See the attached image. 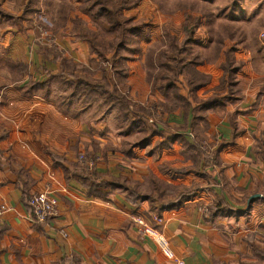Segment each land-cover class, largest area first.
Here are the masks:
<instances>
[{
  "label": "crops",
  "instance_id": "crops-1",
  "mask_svg": "<svg viewBox=\"0 0 264 264\" xmlns=\"http://www.w3.org/2000/svg\"><path fill=\"white\" fill-rule=\"evenodd\" d=\"M244 1L252 4L248 12L257 18L264 36V0ZM12 14L14 18L19 12ZM2 20L0 204L7 210L0 218V264H175V260L183 264H264L263 75L247 78L246 74L244 78L260 81L257 88H263L262 93H240L238 103L227 105L224 115L206 119L207 129L199 137L210 140L213 162L201 168L200 161L196 173L174 179L164 148L150 158L117 144L122 136H115L100 114L92 117L94 113L88 112L92 101L85 102L84 96L57 93L49 89L50 84L41 86V93L22 90L21 80L27 76L32 83L48 81L44 73L38 74L40 66L60 75L56 54L70 63L87 62L86 42L62 35L69 26L57 25L52 31L54 40L48 36L54 59L39 52L34 41V32L42 37V27H31L22 19L17 24ZM242 59V66L253 70L252 59ZM18 64L25 66L27 75L13 80L11 72H17L13 67ZM68 81V77L56 79L58 83ZM237 111L247 113L234 116L238 134L228 143L232 125L227 115ZM79 155L92 165H79ZM88 171L116 186L90 192V181H85ZM150 176L168 184L174 180L200 183V190L171 207L159 206L149 197ZM34 193H46L56 201L57 213L46 222H34L24 202L25 196ZM216 205L221 210L210 214L209 208ZM134 216L164 237L166 250L138 233Z\"/></svg>",
  "mask_w": 264,
  "mask_h": 264
},
{
  "label": "rangeland",
  "instance_id": "rangeland-1",
  "mask_svg": "<svg viewBox=\"0 0 264 264\" xmlns=\"http://www.w3.org/2000/svg\"><path fill=\"white\" fill-rule=\"evenodd\" d=\"M40 1L35 5L38 11L25 15L22 7L27 4V0H20L19 3L17 0H11L8 3L5 0H0V20L11 21V24L20 23L21 19L27 20L31 27H38V29L42 27L48 31L49 38L53 40L56 36L52 31L57 25L69 26L62 31L63 37L69 38H76L75 31H79L74 25L79 24V27L83 25L92 29L95 27L82 11L81 7L85 0ZM128 5L130 8L124 12L125 17L130 18L127 25L128 27H139L138 31H133L132 35L129 34L125 38L120 51L116 54L114 51L107 52L102 58H97L87 45L89 59L86 60V63L78 64V67H87L89 73H75L84 78L83 81L89 82L90 80H100L101 70H107L113 84V87L108 89L115 90L114 96L122 97L123 95L125 97L130 110L129 118L134 119L135 114L141 115L144 117L143 122L146 126L152 127L156 124L161 131L159 135L152 136L145 145H138L143 140V132L134 127L128 133L124 132L125 126L121 120L122 111L119 105L114 103V100L104 101V98L93 100L88 112L94 113L93 118L100 114L114 135L122 136L120 140L116 141L117 144L120 143L122 147L134 148L139 152L138 155L155 158L161 152L160 148H164L163 153L169 154L170 166H172L169 167V175L174 179H182L183 174L190 171L197 172L195 155L198 151L203 155L200 160L202 167L204 162H207V165L209 162H213L214 151L208 138H201L194 142L191 126L186 124V128L182 127L184 123L180 110L168 112L161 107V102L164 101L163 96L153 88L154 79L158 73L156 58L158 51L169 46L173 41L182 43L185 38V28H190L193 31L194 40L188 44L187 49L190 50V54L201 61L196 69L202 74L209 75L210 81L193 93H189L188 86L181 76H178L174 81L179 94L189 100L194 107L212 95L213 88L218 84L222 74L219 66L225 60L222 49L232 47L231 53H229L234 63L239 65L234 77L235 90L237 91L231 98L223 97L224 107L208 110L206 114V119H208L210 115H224L227 105L238 103L242 96L240 93H253L254 91V93H262L263 88H257L260 81L247 82L246 74L247 78L252 74L264 76V36L260 34L257 18H252L248 12V7L252 4L244 0H129ZM14 10L19 14L12 18L10 15ZM36 12H39L40 15H35ZM33 14L36 17H30ZM218 36L224 40L221 51L216 52L214 45ZM34 38L35 43L38 42L39 52L46 53L47 57L53 56L56 59L55 50L50 46L51 43H48V38L35 35V32ZM114 50L117 51V49ZM248 56L254 62L253 70H248L246 64L242 66V60H244L242 58ZM20 67H22L21 71L11 72V79L19 80L22 75L27 73L25 66L20 65ZM40 70L38 74L43 75L44 73L43 76L48 77L49 89L57 90V93H73L74 85L71 86L68 82H56L57 76L50 74L45 66H40ZM58 74H61L62 77L61 70ZM28 78V76L27 80H25L26 77L22 78L21 81H24L22 90L41 93L42 87L37 84L38 82L32 83ZM105 97L108 98L109 95L106 94ZM141 108L145 110L142 111ZM187 117L190 118V112ZM149 151L152 153L148 154ZM186 160L190 162L187 163ZM147 186L150 190L149 183ZM169 187V193H165L162 199L180 201L195 195L200 190V183L183 184L174 180V183H169ZM198 188L199 190H197ZM149 197L152 200H158L152 192ZM173 203L177 204V202ZM158 204L160 206L161 201H158Z\"/></svg>",
  "mask_w": 264,
  "mask_h": 264
},
{
  "label": "trees",
  "instance_id": "trees-1",
  "mask_svg": "<svg viewBox=\"0 0 264 264\" xmlns=\"http://www.w3.org/2000/svg\"><path fill=\"white\" fill-rule=\"evenodd\" d=\"M84 1V0H83ZM129 0H85L84 5L81 7L82 11L89 17L90 22L95 27L87 28L85 26L79 27L74 25L79 31H76V38L86 42L90 50L97 56V58H102L107 52L114 51L116 54L123 47L125 38L130 34L138 31L139 27L131 26L128 27V21L130 18L125 17L124 12L130 8L128 5ZM19 3L20 0H17ZM39 3V0H27V4L22 7L23 14H30L34 11H38L35 7ZM104 26V27H102ZM79 27V28H78ZM83 28V29H82ZM185 38L182 43H175L174 41L167 47L161 48L157 53V65L158 73L154 79L153 88L157 90L162 96L164 101L161 102V107L172 112L175 110H180L183 116V128H186V124L191 126L192 137L194 142H197L201 138L199 134L206 131V114L208 110H214L215 108L224 107L223 97L231 98L237 90H235V73L239 68V65L234 63L233 58L230 55L229 49H222L224 52V62L219 66L221 69V76L219 78L218 84L213 88L212 95L204 101L199 102L196 106H192L186 98L181 96L178 92L175 79L181 76L184 83L188 86L189 93H193L198 88L204 87L210 81V76L200 73L196 69V66L201 63L197 58L190 54V50L187 49L188 44L193 42V31L189 28L184 29ZM230 37V36H229ZM223 38L221 36L217 37L214 48L216 52L221 51L223 46ZM114 49H117L115 51ZM233 50V49H232ZM230 52V53H229ZM58 58V63L60 65L62 77H68V83L72 86L74 85L72 91L73 93H78L85 98V102H91L100 98H104V101L114 100V103L119 105L122 114L121 120L125 126L124 131L128 132L133 127L138 131L143 132V140L138 145H145L146 142L150 141L152 136L159 135L160 129L154 124L152 127L146 126L143 122L144 117L135 114L134 119H130L128 116L129 107L128 102L125 97H119V95L114 96L115 90L111 91L109 87H113L112 81L109 79L107 70H101L100 80H90L89 82L83 81L84 78L79 77L75 72H80L83 74H88L89 70L87 67H78V64L67 62L65 58H59V54H56ZM116 56V55H115ZM13 67L18 72L21 71L22 67L16 65ZM57 77H61L57 75ZM49 81L45 83H39L40 86H48ZM182 83V82H180ZM106 94L109 97H105ZM142 111L145 109L141 108ZM251 109L247 110L250 111ZM190 112V118L188 114ZM246 111H237L234 113H228V119L232 125V133L230 141L236 137L238 131L235 132L236 124L234 123V116L237 114H245ZM247 113V112H246ZM201 122V127L198 123ZM198 126V127H197ZM196 130V131H195ZM196 167L198 168V162L203 158L201 152L196 153ZM195 163V162H194ZM207 162L203 163L205 167ZM203 168V167H202ZM85 181H90L87 183L88 190L90 192H96L98 188L114 187L113 181L99 180L96 177L94 171H88L86 173ZM148 183L150 185V191L154 195L157 201H161L162 205L165 207H171L173 202H180L177 199L175 201H165L162 196L165 193H169V184L153 177H149ZM171 186V185H170ZM150 192V194H151ZM24 202L28 205V197H24ZM175 204V203H173ZM219 205V204H218ZM213 206L209 208L210 214H214L219 210V206ZM214 209H216L214 211ZM221 210V209H220Z\"/></svg>",
  "mask_w": 264,
  "mask_h": 264
},
{
  "label": "built area",
  "instance_id": "built-area-1",
  "mask_svg": "<svg viewBox=\"0 0 264 264\" xmlns=\"http://www.w3.org/2000/svg\"><path fill=\"white\" fill-rule=\"evenodd\" d=\"M43 29V28H42ZM42 37L48 38L47 31L45 29L41 32ZM79 165L91 166L92 161L83 155L77 157ZM28 204L31 209V215L34 222L42 223L56 215V201L46 193H34L28 197ZM7 206L0 204V218L6 212ZM132 222L135 225L138 233L141 236H147L155 241L162 249H167V242L160 234L150 228V226L139 216H134ZM175 264H183L182 261L175 260Z\"/></svg>",
  "mask_w": 264,
  "mask_h": 264
}]
</instances>
